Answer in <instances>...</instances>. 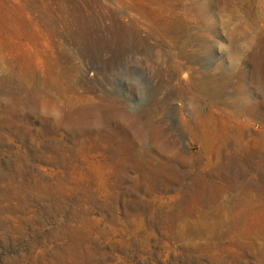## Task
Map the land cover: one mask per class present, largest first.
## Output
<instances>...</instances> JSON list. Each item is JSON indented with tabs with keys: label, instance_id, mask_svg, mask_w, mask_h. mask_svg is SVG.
Here are the masks:
<instances>
[{
	"label": "rangeland",
	"instance_id": "374dc122",
	"mask_svg": "<svg viewBox=\"0 0 264 264\" xmlns=\"http://www.w3.org/2000/svg\"><path fill=\"white\" fill-rule=\"evenodd\" d=\"M0 264H264V0H0Z\"/></svg>",
	"mask_w": 264,
	"mask_h": 264
},
{
	"label": "bare ground",
	"instance_id": "6f19581e",
	"mask_svg": "<svg viewBox=\"0 0 264 264\" xmlns=\"http://www.w3.org/2000/svg\"><path fill=\"white\" fill-rule=\"evenodd\" d=\"M199 69V68H198ZM189 69H187L188 71ZM222 72V71H221ZM196 75L191 77V82L197 86V88L205 94V96H209V99H213L216 96V92L220 91L222 95L223 88H225L226 81L229 79L230 76L222 75L220 73V69H217V75H209L205 72H202L200 70H195ZM216 98V97H215ZM214 98V99H215ZM219 100V99H218ZM241 100V99H240ZM245 100V98H244ZM237 102L229 103L226 100H220L218 105L219 108L222 110V112H225L229 116L234 113L232 111L233 105H236ZM234 109V108H233Z\"/></svg>",
	"mask_w": 264,
	"mask_h": 264
}]
</instances>
